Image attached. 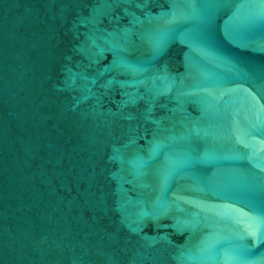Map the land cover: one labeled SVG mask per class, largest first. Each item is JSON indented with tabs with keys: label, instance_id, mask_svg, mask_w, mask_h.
<instances>
[{
	"label": "water",
	"instance_id": "obj_1",
	"mask_svg": "<svg viewBox=\"0 0 264 264\" xmlns=\"http://www.w3.org/2000/svg\"><path fill=\"white\" fill-rule=\"evenodd\" d=\"M0 264H264V0H0Z\"/></svg>",
	"mask_w": 264,
	"mask_h": 264
}]
</instances>
